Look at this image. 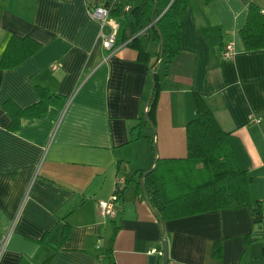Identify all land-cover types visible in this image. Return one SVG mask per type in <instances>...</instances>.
<instances>
[{
    "label": "crops",
    "instance_id": "obj_1",
    "mask_svg": "<svg viewBox=\"0 0 264 264\" xmlns=\"http://www.w3.org/2000/svg\"><path fill=\"white\" fill-rule=\"evenodd\" d=\"M249 11L246 0H191L183 48L169 67L158 59L161 45L144 38L163 87L156 131L150 124L138 138L133 128L149 110L153 79L137 49L126 44L110 54L85 0H0V61L15 34L42 43L18 67H0V251L8 234L0 264H41L55 251L52 264L108 262L101 254L113 223L119 228L116 264H149L154 250H165V240L169 264H264V220L255 222L249 206L162 222L139 190L145 176H134L156 168V157L187 156L186 127L202 95L252 178L253 204H264V49L248 50L242 40ZM231 42L235 57L224 62L221 52ZM38 85L65 96L66 104L52 105L45 117L23 119L17 131L8 129L11 117L2 104L36 103ZM118 175L126 183L117 214L105 218L99 202L113 197ZM65 223L71 236L60 247ZM217 240L223 243L220 258L214 255Z\"/></svg>",
    "mask_w": 264,
    "mask_h": 264
},
{
    "label": "trees",
    "instance_id": "obj_2",
    "mask_svg": "<svg viewBox=\"0 0 264 264\" xmlns=\"http://www.w3.org/2000/svg\"><path fill=\"white\" fill-rule=\"evenodd\" d=\"M131 1V0H130ZM157 0H144L139 5H133L123 18L126 29L120 32L119 42L130 40L129 46L137 49L138 59L149 65L152 72L156 64L151 63V54L144 44V38L163 46L158 53V59L169 67L174 57L182 50L183 18L191 0H158V16L164 10L162 17L143 34L139 31L154 21L153 12ZM210 2L211 0H205ZM128 0H122L115 10L116 15H123V5ZM130 29L134 35L128 38L126 32ZM139 35V36H138ZM242 40L248 50L264 49V14L261 8L250 3V11L246 25L241 30ZM42 43L31 36L13 35L0 61L3 69H13L33 56ZM157 82L149 110L133 128L136 137L146 135L143 130L151 123H156V109L159 94L162 90V78L157 72ZM36 90L39 100L23 107L12 99L6 100L2 107L11 117L8 129L17 131L25 118H42L48 115L52 105L64 106L67 98L52 91L49 87L38 85ZM197 116L187 124L188 154L184 158H158L156 168L148 171H135L145 176V182H138L140 192L147 193L152 206L162 220H168L186 215L198 214L211 210L230 207L249 206L255 222L264 220V204L255 205L251 198L252 178L248 171L242 169L236 159L230 144V133L227 132L216 118L211 107L202 95L196 96ZM137 131V132H136ZM134 178V177H133ZM132 180V179H131ZM130 181V180H128ZM124 189V186H123ZM120 190V191H123ZM121 192L119 194V199ZM118 227L113 223V230L105 245V255L108 262L116 264L112 259L114 241ZM50 233L46 234L45 243ZM71 236V225L64 224L60 247ZM57 251L41 264H52ZM215 257H222L223 243L217 240L214 247ZM235 264H242L241 262Z\"/></svg>",
    "mask_w": 264,
    "mask_h": 264
},
{
    "label": "built area",
    "instance_id": "obj_3",
    "mask_svg": "<svg viewBox=\"0 0 264 264\" xmlns=\"http://www.w3.org/2000/svg\"><path fill=\"white\" fill-rule=\"evenodd\" d=\"M87 5V11L89 15L98 20L100 23V33L99 38L101 39V44L104 48L110 51V54L117 52L122 46L128 44L131 39L126 40L124 43H119V36L122 30V20L125 17V13H128L133 4L130 0L125 2L123 5V15L118 17L116 15L117 5L121 3L122 0H85ZM251 3V0H246ZM264 14V8L261 9ZM165 10L160 13L155 21L150 23L146 28L139 31L138 34H143L147 29H149L153 24H155L164 14ZM236 54L235 44L233 42L227 43L222 52L221 59L224 62L233 60ZM108 58V57H107ZM53 68H57V65H53ZM148 110V108H147ZM126 183V177L124 175H118L116 180V189L113 194V197L109 200H101L100 209L101 213L105 218H113L117 214V202L119 199L120 190L123 189V186ZM8 240V234L2 236L1 239V251L0 255L5 248L6 242ZM104 238L99 239L98 246L101 248L103 246ZM156 251V254L159 256H163V251ZM105 252L101 254V258H105ZM102 264H111L109 262H102Z\"/></svg>",
    "mask_w": 264,
    "mask_h": 264
},
{
    "label": "water",
    "instance_id": "obj_4",
    "mask_svg": "<svg viewBox=\"0 0 264 264\" xmlns=\"http://www.w3.org/2000/svg\"><path fill=\"white\" fill-rule=\"evenodd\" d=\"M157 8H158V0L156 1L155 7H154V12H153V19H154V21H155V19L157 17L156 16V14H157ZM128 35L129 36H132V31H129V34ZM161 45L163 46V40L161 41ZM157 67L158 66L155 65L154 68H153V71H152L153 86H152L151 94H150V97H149V99L147 101L146 106H149L150 102L152 101L153 96H154V92H155V89H156L157 82L155 80V76H156V73H157ZM151 126L154 129V131H156L155 126H154L153 123H151ZM155 146H156V144H155ZM157 161H158V158L156 159L155 167L157 166V163H158ZM155 212L157 213L156 210H155ZM158 216H159V214H158ZM162 222H163V220H162ZM149 264H169V250H168V244H167L166 240H165L164 255L162 257H160V256H158L156 254H151L149 256Z\"/></svg>",
    "mask_w": 264,
    "mask_h": 264
},
{
    "label": "rangeland",
    "instance_id": "obj_5",
    "mask_svg": "<svg viewBox=\"0 0 264 264\" xmlns=\"http://www.w3.org/2000/svg\"><path fill=\"white\" fill-rule=\"evenodd\" d=\"M142 0H136V4L140 3ZM251 3H254L259 8H264V0H251ZM157 157L155 158L156 161Z\"/></svg>",
    "mask_w": 264,
    "mask_h": 264
},
{
    "label": "bare ground",
    "instance_id": "obj_6",
    "mask_svg": "<svg viewBox=\"0 0 264 264\" xmlns=\"http://www.w3.org/2000/svg\"><path fill=\"white\" fill-rule=\"evenodd\" d=\"M139 36V35H138ZM164 252V251H163Z\"/></svg>",
    "mask_w": 264,
    "mask_h": 264
}]
</instances>
